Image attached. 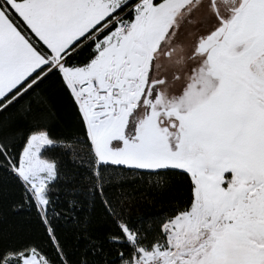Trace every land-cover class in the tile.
I'll list each match as a JSON object with an SVG mask.
<instances>
[{
    "label": "snow or ice",
    "instance_id": "6c2138e0",
    "mask_svg": "<svg viewBox=\"0 0 264 264\" xmlns=\"http://www.w3.org/2000/svg\"><path fill=\"white\" fill-rule=\"evenodd\" d=\"M0 264H264V0H0Z\"/></svg>",
    "mask_w": 264,
    "mask_h": 264
}]
</instances>
